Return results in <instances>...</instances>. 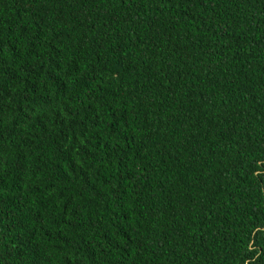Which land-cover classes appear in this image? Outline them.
Returning a JSON list of instances; mask_svg holds the SVG:
<instances>
[{
  "label": "trees",
  "instance_id": "16d2710c",
  "mask_svg": "<svg viewBox=\"0 0 264 264\" xmlns=\"http://www.w3.org/2000/svg\"><path fill=\"white\" fill-rule=\"evenodd\" d=\"M0 264H264V0H0Z\"/></svg>",
  "mask_w": 264,
  "mask_h": 264
}]
</instances>
